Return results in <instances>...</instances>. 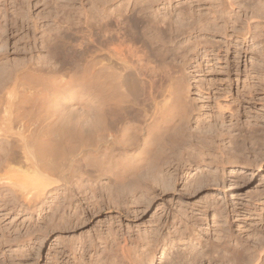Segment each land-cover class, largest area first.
Masks as SVG:
<instances>
[{
	"label": "bare ground",
	"instance_id": "obj_1",
	"mask_svg": "<svg viewBox=\"0 0 264 264\" xmlns=\"http://www.w3.org/2000/svg\"><path fill=\"white\" fill-rule=\"evenodd\" d=\"M175 1L179 2V0H87L88 7L83 0H65L62 3L61 0H47L45 6L50 10L48 18L51 23L50 26L45 24L40 26L38 19L35 20L30 14L31 0H4V5L0 0V49L7 47V38L4 34L7 27L4 26L3 31L2 26L3 21L8 18L5 12L9 10V6L14 8V20L10 21L12 26L20 23L19 27L22 25L21 28L25 30L26 28L28 31L31 28L39 30L38 39L41 46L38 61L33 63L32 67H26L25 62H15L9 67H7L9 62L7 66L4 63L0 64V68L4 70V78L9 81L8 84H12V91L8 88L9 91L6 93L9 96L0 98V212L38 211L43 209L50 199L61 197L60 207L59 202L57 204L55 201V206L60 208V211L56 208L50 212L59 218L60 222L62 221V225L58 220L56 222L53 220L55 224L51 226L55 231L61 227L60 230L65 234L74 233L94 222V219L100 214L104 215V212L110 214L116 210L120 215L123 212L125 214L130 212V197L134 200L141 199L142 202L143 198L140 197L143 193L149 192L148 186L159 185L165 191L174 189L182 180L183 190L189 189L192 183L189 181L191 172L187 167L191 169L192 158L204 156L203 153L195 151L192 140L198 143L205 141L206 146L209 144V147H216L214 149L217 150V155L212 154L209 148L211 160L213 158L215 162L220 160L221 164L249 163L246 155L249 157L250 155L249 150L245 155V142H250L252 138L258 141L263 139L264 126L261 128L259 125L260 129L256 126L257 130L253 127L255 131L253 129L249 134L240 132L243 127L240 130L233 129L234 131L230 127L232 132L224 133V127L217 131L216 125L214 128L209 126L205 134L203 127L202 133L197 134L200 128L196 127L198 132L195 133L194 128L190 126L196 107L189 97L190 83L184 72L189 71L187 69L198 57L208 58L211 55L221 57L223 53L221 47L215 48L206 41L207 39L200 40L202 35L192 41L193 34L203 33L211 30L210 28H218L215 29L218 31L220 27L226 34L228 25L224 23L223 26L216 24L208 26V23L200 19H193L191 5L188 4L186 7L181 2L178 3L179 7L173 15L164 14L160 17L161 13L157 9H160L161 5H171ZM239 11L243 14L240 30L242 41H249L251 51L264 57V0H240ZM1 50L0 57L5 56ZM261 62L251 63L252 69L259 71L258 75L262 69L264 72V61ZM175 73L177 76H174ZM252 92L254 94V91ZM249 125L251 127V123ZM200 137L205 139L201 141ZM257 142L256 149H259L262 145L260 141L259 145ZM199 146L197 148L202 147ZM198 161L194 162L198 164ZM249 161L251 162V158ZM216 165L218 166L217 163ZM209 173L206 171V174ZM184 174L188 175V178L184 177ZM199 175L200 173L197 176ZM201 175L205 176L204 173ZM208 176L206 177L210 179L211 175ZM101 178L108 183L99 184ZM218 179L224 180L223 177ZM207 181L209 180L206 179ZM215 184L217 186V183ZM97 190L108 195H97ZM139 192L142 195L137 199L135 194ZM151 197L153 198L150 196L149 199ZM139 204L141 206V203ZM222 209L224 211V208ZM175 215H172V222L165 220V234L158 236L159 239L154 244L151 240L153 246H147L146 248L151 247L148 250H143L144 245L143 248L138 246L135 237L132 241L131 237L121 234L120 229L111 228L110 224L108 232L103 233L106 235L104 237L101 233H99L101 236L97 235L96 232L94 239L89 238L91 235H88L89 240H86L87 237L81 235L79 238L77 235L76 240L71 236L72 241L69 236L65 246L63 245L61 264H154L159 250H162L164 264H264V236L259 234L260 238L255 240L253 248L242 243L233 254L230 252V255L227 249L230 250L228 243L231 236L226 227L222 228L221 245L220 243L219 245L212 243L216 246L206 245L207 242L205 245L198 243L197 246H191L190 239L189 254H186L188 249L185 247L184 253L179 254L181 251L177 253L176 249L173 253L171 249L188 238L185 235L187 227L184 230L181 228L182 232L185 231L183 234H180L179 228H175L177 226L175 221H184L179 214ZM54 217H51L49 222H52ZM13 218L15 220V217ZM58 236L63 238L64 235ZM139 238L137 240L141 239ZM8 243L9 241L6 244Z\"/></svg>",
	"mask_w": 264,
	"mask_h": 264
},
{
	"label": "rangeland",
	"instance_id": "obj_2",
	"mask_svg": "<svg viewBox=\"0 0 264 264\" xmlns=\"http://www.w3.org/2000/svg\"><path fill=\"white\" fill-rule=\"evenodd\" d=\"M46 1L47 0H31L32 4L30 5V9H31L30 14L35 20L38 19L40 26L41 25L43 26L44 24H45V26H50V23H51L50 19L48 18L50 10L48 8H46V6H45ZM83 1L89 7L87 0H83ZM1 2L4 5V0H1ZM62 2H65V0H61V3ZM179 2H181L182 5L184 4V6H186V7L188 4L191 5V15L193 16V19H200L204 23L205 22L208 23V26H210L212 24H216L218 26H223L224 23H226L228 25L227 26L228 30H227L226 34L223 33L222 27H220L221 29L219 28L218 31H216L218 28L217 29L215 28L216 30L213 28H210L211 30H206L203 33L193 34L192 41H194L197 36L202 35L199 38L200 40L207 39L206 41L208 43H211V45L215 46V48L221 47L223 49V50H221L223 52L221 57H216V56L212 57V55H211L208 58L204 57V56L196 58L195 61L191 64V66L187 69L189 71L184 72L185 76L186 75L188 76V77H185L187 80H189V82L188 81L187 82L190 83L189 97L192 99L191 100L192 104L196 107V108L194 107L195 113H194V117L191 119L192 124H190L191 128L192 127L194 128V129L192 128L194 130L193 132L197 133L198 130H196V127H198V129L200 128V130H199V133H197V134H201L202 128L205 127V129H203V133L205 134L207 128H210L211 126L214 128L215 125H216L215 129L217 131L222 130V128L224 127L223 128L224 133H226L227 131L230 132L231 130L234 131L233 129L240 130V128L243 127V129L241 128L240 132H242L244 134H247V132H248V134H249V132L252 131L256 126L258 127L259 125H261L260 127L262 128L264 126V105H263L264 104V101H263L264 100V88H262V87H264L263 86V84H264V72L262 69V71H260V75H258L259 71H254L252 69L251 63L255 62V61L257 63H260L264 57H262L263 55H261V54L253 53L249 47L251 45L250 42L249 41L243 42L241 37H240V30H241L242 23H243V14H241L242 11H239L240 0H179ZM179 2L175 1L171 5H166V6L161 5L160 9L159 8L157 9L161 13L160 17H162V15H164V14L165 15L167 14L168 16L173 15L175 13V10L178 9V7H179L178 6ZM9 4H10V2H9ZM8 8L10 11L6 10V12H5L6 17L8 16V18L6 20L7 22L5 21L6 22L5 23L3 21L4 25L2 24L3 25L2 26L3 31L7 27V30H6V32H4V34L7 35V36L5 35V37L7 38L6 41L8 43L6 42L7 47H5V49H3V50H1L2 48L0 49L1 52L4 51L3 53L5 55V56L0 57V62H1L0 64L4 63L6 65L9 62V64H7L8 66L6 65L7 67H9L12 64H14L15 62H17V63L25 62L26 67H32L33 66L32 64L38 61L37 59L39 58L38 56H40L39 54L41 52V49H40L41 46L39 43L40 41L38 39L40 37V35H38L39 30L35 31V30H33V28H31V30H29V31L27 30L28 28H26V30H25V29L21 28L22 25H21V27H19L20 23L17 26L14 24V27H13L11 22H13L12 19L14 20V18H13L14 17L13 16L14 8L13 7L11 8V6H9ZM236 15H238V16H236ZM229 17L231 18V20ZM4 26H5V28H4ZM18 29H21V30L19 31ZM36 38H37V40H36ZM37 45H39L40 47ZM227 49H229L228 52L225 51ZM252 55H253V57H252ZM261 57H262V59H261ZM226 58H227V60H226ZM256 58L258 61L256 60ZM214 59H216V60H214ZM16 60H18V61H16ZM223 60H224V62H223ZM226 66H228V68ZM227 69L228 70L230 69V70L228 71ZM224 70H225V73H224ZM176 73L174 74V76L176 75ZM178 74L179 73H177V75ZM4 76H5L4 70L2 71V68H0V98L1 97L6 98V95L9 96V94H6L9 91L8 88H10V91H12L11 90L12 84H8L9 81L6 78H4ZM258 80L260 82L262 81L263 83L260 84V82ZM257 90H258V92H257ZM252 91H254V94ZM9 93H11V92H9ZM255 93H257V94H255ZM251 97H253V98H251ZM259 100H261V101H259ZM195 115H197V116H195ZM219 116L220 117L223 116V117L220 118ZM200 119H202V120H200ZM198 121L200 122V124H198L199 123ZM219 121H220V123H219ZM250 123H251V127L249 125ZM258 123H261V124H258ZM208 124H211V125H208ZM223 124H224V126H223ZM202 125H204V126H202ZM221 125H222V127H220ZM233 125L235 126V128ZM236 125H238L239 128L236 127ZM246 126H248V128ZM230 127H231V130H230ZM249 127H250V129L251 128L252 129L250 130ZM257 127L255 128L256 130H257ZM260 127H258V128L260 129ZM226 128H229V129H226ZM192 129H191V131H192ZM255 129H254V131H255ZM263 131H264V129H263ZM236 134H238V132ZM200 138H201V141H203L205 139L202 137H200ZM253 139L254 138H252L250 140L251 143L249 141H247V142H245V145H244L245 155L248 154V152L250 155V157L248 155H246V157H248L249 160L251 158V162L253 161L251 163L248 160L249 163L246 162L247 164L245 162L244 163L238 162L237 164H234V163H232V164L231 163H225V164L222 163L221 164L219 159H218L219 161L215 162V160H213V158L211 160L210 155L212 156V154H214V153L216 154L217 150L214 149L216 147H209V144H208V146H206L205 141H203L202 143H198L196 140L195 141L192 140L193 144H195L194 145V149H196L195 151L203 153L204 156L198 157L199 159L196 156L195 158L198 159L199 161L196 160L195 158H192L193 163L191 161V169H189V167H187V170H189V172H191V176L194 175V177H191V176L189 177V181L191 180V183H192L191 184L192 186L191 187L189 186L190 190L188 188H187L188 190L185 188H184L185 190H183V185H181L182 180L179 182L180 184L178 183L177 185H175L176 187H174V189L173 188L167 189L168 191L167 190L164 191L162 189V187H160L159 185L158 186L155 185L156 187H154V185L148 186L147 190L150 192V193L148 192L149 194L147 192H145L147 194L143 193V195L145 194L144 197H143L141 192H139L140 194L139 193L135 194L138 196V197L137 196L135 197L137 199H139V197L142 195L140 197V198H143L142 202H141V199L140 200H136V199L134 200V199H132V197H130V205H131V206H129L130 212H127L126 214L123 212L122 215H120V212L116 211V210H114L110 214L108 212H104L103 213L104 215L100 214L99 217L94 219V222L83 226L80 230L74 231V233L65 234L64 232H62V230H60L61 227H59V229L56 228V231H55V228L54 227L52 228V226H51V224H53V226H54V224L57 220H58V223L60 225H62L61 224L62 221L60 222L59 218L54 217L53 215H51L52 213L50 212V210H55L56 208H57V211H60V208H58V207H60L62 205L61 197L50 199L48 201L47 205L44 206V208H43L44 210L47 208L45 210L46 212H44L43 209L38 210V211L32 210L33 213H32V211L31 212L30 211L29 212L28 211L22 212L20 210H13V211L9 210V211L0 212V214H1L0 215V221H1L0 222V225H1L0 230L5 228L4 229L5 231L4 230H2V232L0 231V238H2L1 239L2 241L0 240V243H1V246L3 245L2 246L3 248L0 246V250L3 252V253H1V251H0V262L2 264H4V263L5 264H13L14 262H15L14 264H61V261L63 258V253H64V246L67 243V241L69 240V236H70V238H71V236H73L75 240L78 238V236L80 238L81 235H82L81 237H84V238L87 237L86 240H89L88 235H91L89 237L90 239H94V238H96L97 233H98L97 235L101 236V234H102V236L104 237L106 235L103 233L108 232L109 226L111 228L114 227V228L120 229L121 234H124L127 237H131L133 239V240L131 239L132 241H134V239L136 238L135 243L138 241V243H137L138 246L141 247L142 245H144V248H143V246L141 248H143V250H148L149 247L146 248L147 246L150 245L152 247L153 246L152 243L154 244L159 239L158 236L160 237V235L162 236L165 234V232H166L165 231V228H166L165 222L169 221V220H170V222H172V220H173L172 218L176 214V212H177V214L175 216L180 215V217H182V219L185 222L187 221L188 223L187 222L184 223V221H181V222L175 221V225H177V226H175V228L180 229V234H183V232L186 231L185 235L188 238L186 239V241H184L185 243L183 241L181 243H177V246L174 247L173 249H171V251H173V253H175L174 249H176L177 253L180 250L181 252H179V254L184 253L183 250H186L185 248H187L188 252L186 251V254L187 253L189 254L191 252V249L189 248L190 247L189 246V244H190L189 240L190 239H191V246L192 245L197 246L198 243H201V244L205 243L206 244L207 242L208 243L206 245H209V244L210 245H215V244L219 245V243L221 245L223 242V240H222L223 235H221L222 228L224 229L225 227H226L225 229L228 228L227 230H229V233L231 236L230 237L231 239L229 241L230 243H228L229 244L228 248L230 249V250L227 249V251H229L228 253L231 252L233 254L234 250L238 249L239 245H241L242 243L247 247L250 246L251 248H253L257 239L260 238L259 234L261 236H264V198H263V196H264V158H263L264 157V146H263L264 142L262 141V140H264V138L259 140L260 144L262 145V146H259V149H261L263 152H261V150H259V149H256V148H258L256 145V142L258 140L257 139L253 140ZM255 140H256V142H255ZM258 142H257V144L259 145ZM197 144L202 146V147L199 146L201 149L197 148L198 147ZM250 144H252V145H250ZM247 145L251 146L252 149H251V147H249ZM254 145H255V147H254ZM209 148L212 150V152H211L212 154H210ZM213 149H214V151H213ZM250 149H251V151H250ZM253 149H255L254 151H256V150L260 151V153L258 154V151H256L257 153L256 152L254 153ZM206 153L209 155V157ZM254 154H256L255 156L257 158L254 157V159L252 160ZM200 158H205V159L200 160ZM216 158H218V157H216ZM203 160H205V161L203 162ZM194 161H198V164ZM207 161H209V162L206 163ZM210 161H212L214 163H212ZM210 163H212V164H210ZM216 163L218 164V166L216 165ZM249 164H252V165H249ZM253 164H257V165L253 166ZM210 166L212 169L210 168ZM204 169H205V171H203ZM206 171L208 173L209 172L210 173L206 174ZM235 171H237V172H235ZM239 171H241V173H238ZM213 172H214V174H213ZM223 172H225V173H223ZM199 173H200V175L203 173H204V175L205 174L206 175L204 177H203V175H201L202 177H200V175L197 176ZM215 173H219V174L216 175ZM208 175H211L212 177L210 176V179H209V178H207V177H209ZM184 177L188 178V175L186 176V174H184ZM195 177L197 178L196 180H198V178L200 177V179L198 180V183L194 179ZM213 177H214V179H213ZM218 177L220 179L223 177L224 180L221 179V181H220L218 179ZM206 179L209 181L206 182ZM210 180H212V181H210ZM195 181L197 184L200 185V187H199V185L197 186ZM200 181H201V183H200ZM100 182L101 183H99V184H103V185H106L108 183L107 180H105L103 178H101ZM205 182L208 184L206 185ZM210 182H211V184L213 183L215 186L213 184L211 185ZM220 182H223V183H220ZM215 183H217V186ZM218 183H220V184H218ZM218 185H220V186L218 187ZM152 187H154L153 188L154 190H152ZM194 187H195L196 191H194ZM98 191H99V193H98ZM186 191H189V193L188 192L186 193ZM101 192H102V190H101ZM162 192H163V194H162ZM105 193L106 192H104V191L102 193H100V190L96 191V194L97 195L102 194L101 196L108 195ZM153 194H155V195H153ZM132 195H134V194H132ZM150 196H153V198L152 197L150 198V199H153L152 201L149 199ZM131 199H132V201L133 200L134 201L132 202ZM147 199L149 200V202L144 203L143 200L148 201ZM55 201L57 204L59 202V204H58L59 206L57 205L58 207L55 206L56 205ZM135 201H137V202L135 203ZM60 202H61V205H60ZM182 202H184V203H182ZM53 203H55V204L53 205ZM139 203H141V206ZM50 204H52V205H50ZM147 204H150V205H147ZM184 204H186V205L183 206ZM211 204L212 205L215 204L214 206L216 208L213 209L214 206H212ZM135 205H137V206H135ZM145 206H146V208H145ZM178 206L180 207V209L182 208L184 210V212H183V210H181L182 211L181 212ZM222 208H224V211H226V213H224ZM204 209H206V210H204ZM47 211H49V212H47ZM186 213H187V215H186ZM217 213L218 214L220 213L221 216L218 215ZM43 215L46 217L49 215L47 217V220H46V217H43ZM227 215H228V217H227ZM29 216H31V217L28 219ZM203 216H204V218H203ZM222 216L224 217V219L222 218ZM13 217H15V220H13L14 219ZM25 217H27V219ZM51 217L52 218L54 217V219H52L53 223L49 222V221H51L50 220ZM205 218H206V220H205ZM226 218H228V219L226 220ZM24 219H26V220H24ZM187 219H189V220H187ZM38 220H39V222H38ZM35 221H36V223H35ZM163 221H164V223H163ZM48 222H49L50 226L48 225ZM101 222H103V223H101ZM58 223H56L57 226L59 225ZM224 223H225V225H224ZM183 224H188L189 227L185 226ZM220 225H223V226H220ZM173 226H174V224H173ZM55 227H56V225H55ZM170 227H172V225ZM186 227L188 228V230L191 229L192 231L191 230L190 231L185 230L182 232L181 228L184 230V228L186 229ZM105 228H106V230H105ZM98 229L99 230L101 229V230L99 231ZM130 229H131V231H130ZM154 229H155V233H154ZM84 231H86V233ZM156 231L159 233L157 234ZM172 231H174L173 228H172ZM191 232L194 235L191 234ZM3 233H4V236H3ZM9 233H10V236H9ZM99 233H101V234H99ZM84 234H85V236H84ZM86 234H87V236H86ZM137 234H139V236H141L140 237L141 239L139 238V236ZM150 234H152V235H150ZM155 234H157V235H155ZM58 235H60V236L67 235L66 237H68V239H66V237H64V236H63V238L62 237L60 238ZM153 235H155V236H153ZM257 235H258V237H257ZM149 236H151V237H149ZM6 237L8 239H5ZM14 237L17 240H15ZM73 237L71 238L72 241H73ZM143 237H145V238H143ZM3 238L5 239V241H3L4 240ZM137 238H139L140 240H137ZM10 239H11V241L12 240L13 241L11 242ZM20 239L22 240L21 242H20ZM142 239H144V240L142 241ZM148 239H149V241H147ZM7 240L9 241L8 245L6 244L8 242ZM14 241H16L17 244ZM150 241L152 243H150ZM3 242H5V243H3ZM18 242H20V243H18ZM148 242H149V244H148ZM212 243H215V244H212ZM236 243H239V244H236ZM250 244H252L253 246ZM178 247H179V249H178ZM181 247L182 248L185 247V248L182 249ZM12 248H14V249H12ZM18 248L22 252L17 250ZM198 248H199V246H198ZM14 250H16V251H14ZM4 251H5V253H4ZM13 251H14V253H13ZM17 251H19V253ZM171 251H169V254L172 255ZM15 252H17V253H15ZM231 253H230V255H231ZM163 257L164 256H162V250H159L156 254V258H155L156 261L154 262V264H162V263L164 264L165 259ZM160 261H161V263H160Z\"/></svg>",
	"mask_w": 264,
	"mask_h": 264
}]
</instances>
